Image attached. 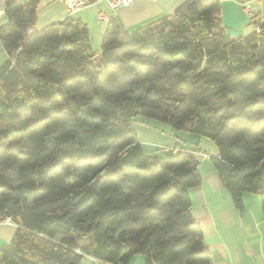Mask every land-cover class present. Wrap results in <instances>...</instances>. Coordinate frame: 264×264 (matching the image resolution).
<instances>
[{"label":"trees","instance_id":"16d2710c","mask_svg":"<svg viewBox=\"0 0 264 264\" xmlns=\"http://www.w3.org/2000/svg\"><path fill=\"white\" fill-rule=\"evenodd\" d=\"M40 3L9 0L0 24V264H211L195 150L146 155L132 121L209 138L234 205L264 212V15L233 38L219 0H186L130 32L111 18L96 49L81 18L34 30Z\"/></svg>","mask_w":264,"mask_h":264},{"label":"crops","instance_id":"0c3cea01","mask_svg":"<svg viewBox=\"0 0 264 264\" xmlns=\"http://www.w3.org/2000/svg\"><path fill=\"white\" fill-rule=\"evenodd\" d=\"M8 1L0 0V24L5 22L4 13ZM185 1L134 0L132 5L123 6L113 14L109 7L110 0H96L95 4L71 14L64 0H41L38 9V22L41 24L35 26L34 30L73 16L81 18L89 26L92 37L98 35L101 38L106 28H99L98 24L103 23L97 19L100 12L115 17L122 24L123 30L130 32L162 15L172 14ZM219 1L218 13L228 35L233 38L253 33L256 30L253 18L257 20L264 15V0ZM247 7H252V12H248ZM6 58L7 53L0 40V65ZM210 155L218 156L215 145ZM210 155L198 159L202 183L191 189V197L192 216L203 230L205 246L211 253V264H264V212L261 200L244 194L243 207L237 208L229 190L219 180L213 164L207 162ZM203 165L206 167L203 168ZM15 231L13 223H0V248L12 242ZM85 258L93 260L87 264H108L88 256ZM117 264H145V258L137 255L128 263Z\"/></svg>","mask_w":264,"mask_h":264},{"label":"rangeland","instance_id":"374dc122","mask_svg":"<svg viewBox=\"0 0 264 264\" xmlns=\"http://www.w3.org/2000/svg\"><path fill=\"white\" fill-rule=\"evenodd\" d=\"M39 22L36 24V27L41 24ZM98 25L99 28L106 29L108 26L106 23ZM92 39L94 47L98 49L101 38H98V35H95ZM132 126L137 133L138 142L141 144L144 154L146 155H156L163 158H176L181 153L182 148H189L186 149L189 151L193 148L195 150L193 151V154L201 160L203 159V155L208 156L210 155V152L214 150V145H212L214 143L209 138L198 133L173 130L168 123L150 117L142 115L135 117L132 121ZM207 162L210 165L212 164L211 155L207 159ZM205 167L206 165H203V168ZM244 194L260 198V196L255 193L245 192ZM83 262L84 264H87L88 262L92 263L93 260L90 258H84Z\"/></svg>","mask_w":264,"mask_h":264},{"label":"built area","instance_id":"2783aa9c","mask_svg":"<svg viewBox=\"0 0 264 264\" xmlns=\"http://www.w3.org/2000/svg\"><path fill=\"white\" fill-rule=\"evenodd\" d=\"M96 0H64L65 5L69 9L70 13H77L82 9L89 7L92 4H95ZM134 0H110L109 7L113 14H116L117 11L123 6L132 5ZM248 12H252V9L247 7ZM97 19L99 22L108 23L111 20V16L107 13L100 12L98 13ZM258 31H260L258 29Z\"/></svg>","mask_w":264,"mask_h":264}]
</instances>
